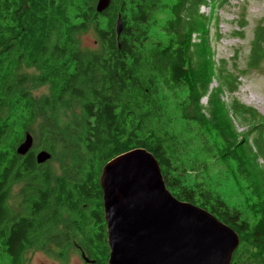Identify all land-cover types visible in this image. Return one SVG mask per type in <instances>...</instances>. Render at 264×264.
Segmentation results:
<instances>
[{"label":"trees","instance_id":"1","mask_svg":"<svg viewBox=\"0 0 264 264\" xmlns=\"http://www.w3.org/2000/svg\"><path fill=\"white\" fill-rule=\"evenodd\" d=\"M97 1L0 0V264H24L31 248L64 259L73 242L107 264L100 175L138 147L157 158L175 197L237 231L231 264H264V115L231 95L248 69L264 74V17L247 68L229 70L213 58L210 29L230 0H110L102 12ZM209 4L207 15L201 7ZM89 31L94 48L79 40ZM30 70L46 95H32ZM74 107L79 114L64 119ZM240 116L247 131H238ZM27 132L33 146L20 155ZM42 149L59 173L51 159L37 163ZM213 165L238 182L241 204L229 205L212 184ZM15 183L23 184L18 210L8 204Z\"/></svg>","mask_w":264,"mask_h":264},{"label":"water","instance_id":"2","mask_svg":"<svg viewBox=\"0 0 264 264\" xmlns=\"http://www.w3.org/2000/svg\"><path fill=\"white\" fill-rule=\"evenodd\" d=\"M109 4L98 0L96 10L102 12ZM122 30L118 15V42ZM32 146L27 132L16 151L25 155ZM50 159L46 149L36 153L39 164ZM100 184L107 264H231L240 243L237 231L207 209L175 197L151 151L138 147L112 158L102 168ZM81 255L90 262L85 252Z\"/></svg>","mask_w":264,"mask_h":264},{"label":"rangeland","instance_id":"3","mask_svg":"<svg viewBox=\"0 0 264 264\" xmlns=\"http://www.w3.org/2000/svg\"><path fill=\"white\" fill-rule=\"evenodd\" d=\"M245 7V9H243ZM213 7L209 4L201 7V11L207 15H210ZM218 15L219 24L215 29L212 27L210 33L213 34V48H214V60L219 62L223 60L226 63V67L231 70L233 64L236 63L239 68H247V59L250 53L251 41L254 34V29L258 21L264 17V0H230L228 3L220 6L216 10ZM165 12L155 14L156 18L164 16ZM244 19L247 22L244 28L240 27L239 21ZM217 30V31H216ZM236 31H242L243 37H239L235 34ZM216 32L219 33L218 38ZM79 40L83 47L94 48L96 46L95 36L92 31L86 32L79 36ZM236 52L238 57L234 58ZM30 80L33 72H29ZM219 82L215 78L213 86L218 85ZM27 87L30 89L33 96L36 98L42 97L49 92L47 85H35L33 80L29 81ZM237 97V99L243 104L256 109L260 114L264 115V74L260 70L248 69L246 74L240 78V84L238 91L231 94ZM231 95H224L223 99L227 102L231 99ZM203 103L206 104V99H203ZM80 108H72L66 110L64 119H72L79 114ZM238 131H247L250 127L249 120L243 119L241 116L236 121ZM49 161V160H48ZM262 160H260L261 162ZM51 164L58 169V159H51ZM220 165H213L211 169V179L213 185H218L217 190L225 197L229 205L241 204L238 182L232 177L226 178L223 176V169H220ZM23 187L22 183H15L11 187V196L8 204L12 210H18V196ZM72 248L66 253V258H59L56 255H50L43 249H28L25 253L24 264H94L95 259L90 258V262H86L82 258V252L75 242ZM78 248V249H77ZM56 250V248H51Z\"/></svg>","mask_w":264,"mask_h":264}]
</instances>
